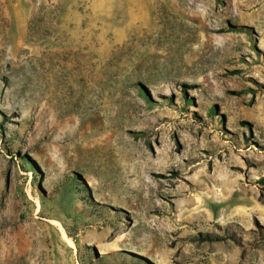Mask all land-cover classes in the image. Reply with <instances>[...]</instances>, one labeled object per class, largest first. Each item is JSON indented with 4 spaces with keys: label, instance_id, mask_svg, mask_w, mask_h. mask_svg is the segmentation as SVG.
Here are the masks:
<instances>
[{
    "label": "rangeland",
    "instance_id": "obj_1",
    "mask_svg": "<svg viewBox=\"0 0 264 264\" xmlns=\"http://www.w3.org/2000/svg\"><path fill=\"white\" fill-rule=\"evenodd\" d=\"M0 264H264V0H0Z\"/></svg>",
    "mask_w": 264,
    "mask_h": 264
},
{
    "label": "bare ground",
    "instance_id": "obj_2",
    "mask_svg": "<svg viewBox=\"0 0 264 264\" xmlns=\"http://www.w3.org/2000/svg\"><path fill=\"white\" fill-rule=\"evenodd\" d=\"M116 249V248H115Z\"/></svg>",
    "mask_w": 264,
    "mask_h": 264
}]
</instances>
